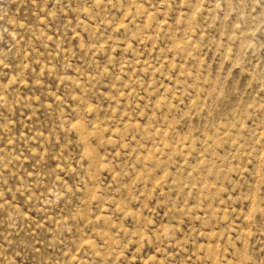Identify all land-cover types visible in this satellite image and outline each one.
Listing matches in <instances>:
<instances>
[{
    "label": "rangeland",
    "instance_id": "obj_1",
    "mask_svg": "<svg viewBox=\"0 0 264 264\" xmlns=\"http://www.w3.org/2000/svg\"><path fill=\"white\" fill-rule=\"evenodd\" d=\"M0 264H264V0H0Z\"/></svg>",
    "mask_w": 264,
    "mask_h": 264
}]
</instances>
